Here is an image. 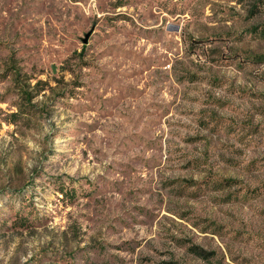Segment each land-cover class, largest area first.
Listing matches in <instances>:
<instances>
[{
	"label": "rangeland",
	"instance_id": "1",
	"mask_svg": "<svg viewBox=\"0 0 264 264\" xmlns=\"http://www.w3.org/2000/svg\"><path fill=\"white\" fill-rule=\"evenodd\" d=\"M259 30L264 0H0V264H264Z\"/></svg>",
	"mask_w": 264,
	"mask_h": 264
},
{
	"label": "trees",
	"instance_id": "2",
	"mask_svg": "<svg viewBox=\"0 0 264 264\" xmlns=\"http://www.w3.org/2000/svg\"><path fill=\"white\" fill-rule=\"evenodd\" d=\"M256 7L257 6H255V10H256ZM259 32H261V34L264 35V30H259ZM262 59L263 58H257L254 61L257 63H261L263 61ZM24 96L26 97V96H28V94L25 93ZM66 194H68V192ZM190 250L200 257H206V254L203 251H201L200 249H197L196 247H192ZM167 264H174V263H167Z\"/></svg>",
	"mask_w": 264,
	"mask_h": 264
}]
</instances>
